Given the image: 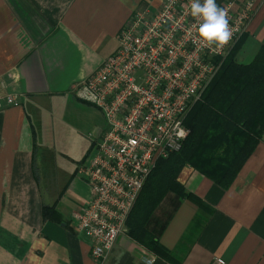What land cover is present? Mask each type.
Returning <instances> with one entry per match:
<instances>
[{"label":"crops","instance_id":"crops-1","mask_svg":"<svg viewBox=\"0 0 264 264\" xmlns=\"http://www.w3.org/2000/svg\"><path fill=\"white\" fill-rule=\"evenodd\" d=\"M163 1L0 0L1 93L19 102L0 104V264H210L214 258L264 264V117L255 120L257 137L232 180L218 184L187 164L177 176L184 195L168 193L154 211L147 228L178 263L130 238L126 227L105 259L93 258L73 217L90 196L82 174L90 161L68 169L55 159L52 175L42 164L49 152L47 116L58 101L76 99L75 87L115 52L125 25ZM247 2L250 20L226 54L243 66L264 48V0H217L233 12ZM258 99L260 115L264 95ZM205 122L196 163L211 158L223 140L207 129L213 121Z\"/></svg>","mask_w":264,"mask_h":264},{"label":"built area","instance_id":"built-area-1","mask_svg":"<svg viewBox=\"0 0 264 264\" xmlns=\"http://www.w3.org/2000/svg\"><path fill=\"white\" fill-rule=\"evenodd\" d=\"M189 0H164L159 10L137 13L121 30L118 45L101 66L74 89L99 111L105 132L82 170L89 199L73 217L93 258L114 248L145 181L157 161L178 152L188 135L185 119L216 75L229 48L243 34L252 3L228 12L233 37L217 51L203 47ZM19 105L2 94L0 104ZM153 260L147 261L151 263ZM210 264H226L214 258Z\"/></svg>","mask_w":264,"mask_h":264},{"label":"trees","instance_id":"trees-1","mask_svg":"<svg viewBox=\"0 0 264 264\" xmlns=\"http://www.w3.org/2000/svg\"><path fill=\"white\" fill-rule=\"evenodd\" d=\"M263 65L264 48L255 60L246 66L237 65L228 54L187 114L185 126L189 132L181 149L157 161L145 181L127 218V234L161 258L178 263L173 255L158 243L147 225L168 193L180 197L184 195L177 182L180 170L189 164L216 183L224 184L235 176L254 143L257 137L254 135L256 132L252 131L254 125H257L254 122L264 117V110L259 115L253 104L259 100L258 97L264 95ZM204 119L207 122L213 121L214 125H206L207 129H215L216 136L221 135L223 140L215 143L211 158L206 162L202 158L196 163V155L203 156L202 145L206 134ZM50 211L51 208L44 207L43 215H49Z\"/></svg>","mask_w":264,"mask_h":264},{"label":"rangeland","instance_id":"rangeland-1","mask_svg":"<svg viewBox=\"0 0 264 264\" xmlns=\"http://www.w3.org/2000/svg\"><path fill=\"white\" fill-rule=\"evenodd\" d=\"M58 102L59 107L47 116L49 120L47 122L50 123L47 140L49 152L44 157V163L42 158V164L50 171V175H52L55 159L57 162L66 163L68 169L72 168L70 163L76 168V163L80 159L83 164L89 162L95 153L94 146L90 148L92 145L90 140L96 143L106 128L101 114L92 106L71 97L66 102L63 99ZM36 126L40 133V127L38 124ZM56 152L58 156L55 157Z\"/></svg>","mask_w":264,"mask_h":264},{"label":"clouds","instance_id":"clouds-1","mask_svg":"<svg viewBox=\"0 0 264 264\" xmlns=\"http://www.w3.org/2000/svg\"><path fill=\"white\" fill-rule=\"evenodd\" d=\"M189 14L195 21L203 47L217 51L228 46L233 37L227 10L217 0H189Z\"/></svg>","mask_w":264,"mask_h":264}]
</instances>
